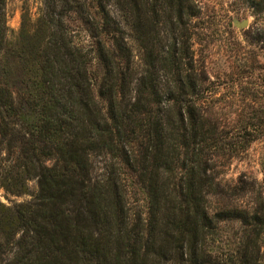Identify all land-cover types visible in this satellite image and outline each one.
<instances>
[{"label":"trees","instance_id":"1","mask_svg":"<svg viewBox=\"0 0 264 264\" xmlns=\"http://www.w3.org/2000/svg\"><path fill=\"white\" fill-rule=\"evenodd\" d=\"M43 3L11 44L0 0V191L38 184L30 201L0 200V264H264V180L219 183L255 131L207 107L213 83L190 45L198 0ZM134 185L146 216L131 211ZM249 192L250 208H211ZM227 223L241 240L218 253Z\"/></svg>","mask_w":264,"mask_h":264},{"label":"rangeland","instance_id":"2","mask_svg":"<svg viewBox=\"0 0 264 264\" xmlns=\"http://www.w3.org/2000/svg\"><path fill=\"white\" fill-rule=\"evenodd\" d=\"M200 18L191 22L194 36L190 45L199 64L203 65L213 83L207 100L209 111H213L227 130L248 129L255 137L247 149L237 158L221 168L219 183L232 189L240 182L254 184L262 189L264 180V0H198ZM43 0H6L5 13L7 39L16 44L23 19L34 24L43 11ZM248 21V27L240 29L235 22ZM81 41H88L83 32ZM137 55V50L134 49ZM138 56V55H137ZM13 81L20 83L22 70L13 63ZM18 90L19 88H13ZM253 123V125H252ZM225 161V160H223ZM29 195L13 197L0 191V200L27 202L38 190L37 180L28 183ZM251 192L234 199L211 198L212 210L222 204L250 208L255 204ZM132 213L146 216L147 196L137 186L129 195ZM219 242L215 243L218 253L234 252L241 240L242 228L238 223L222 226Z\"/></svg>","mask_w":264,"mask_h":264},{"label":"water","instance_id":"3","mask_svg":"<svg viewBox=\"0 0 264 264\" xmlns=\"http://www.w3.org/2000/svg\"><path fill=\"white\" fill-rule=\"evenodd\" d=\"M248 21L247 20H245V21H243V22H235V26L237 27V28H240V29H243V28H246V27H248Z\"/></svg>","mask_w":264,"mask_h":264}]
</instances>
